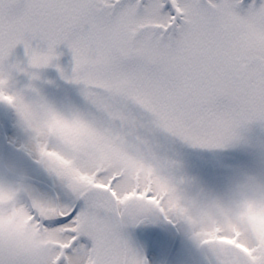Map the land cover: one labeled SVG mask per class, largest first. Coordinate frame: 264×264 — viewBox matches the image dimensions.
<instances>
[{
    "label": "snow or ice",
    "instance_id": "6c2138e0",
    "mask_svg": "<svg viewBox=\"0 0 264 264\" xmlns=\"http://www.w3.org/2000/svg\"><path fill=\"white\" fill-rule=\"evenodd\" d=\"M21 44L28 68L9 60ZM60 45L83 105L58 107L31 82L0 86L39 165L33 177L0 162V264H148L127 229L172 219L180 161L169 142L225 148L264 123V0H0V71L35 81L29 68L49 66ZM253 199L264 201V181L229 204ZM215 240L208 264H264L251 220Z\"/></svg>",
    "mask_w": 264,
    "mask_h": 264
},
{
    "label": "rangeland",
    "instance_id": "374dc122",
    "mask_svg": "<svg viewBox=\"0 0 264 264\" xmlns=\"http://www.w3.org/2000/svg\"><path fill=\"white\" fill-rule=\"evenodd\" d=\"M60 53L58 58L54 59L49 66L39 69L29 68L30 72L39 73V79L30 81L27 72H16L14 73V83L18 87L29 82L35 84L41 94L58 107L83 105L84 97L81 92L83 85L65 79L61 72L63 69L65 74H71L74 66L72 52L66 46ZM9 60L12 63L20 62L22 67L28 68V57L22 44L16 47ZM26 139V133L18 124V116L15 110L4 103H0V162L4 159L13 162L28 172L29 175L35 177L39 165L32 166L22 163L21 159L15 158L12 152V147L24 150L21 146ZM4 141L8 143L7 149H5ZM168 151L179 159L183 171L196 176L207 185L222 188L232 176L239 172L264 171V123L253 122L249 124L242 130L241 138L225 148L208 149L169 142ZM159 221L160 224H168L169 226L148 223L141 228L145 232H151L152 235L148 247L149 253L152 254L149 256L151 264L157 256L160 262L164 260L175 241L176 232L171 230L170 225L175 226L176 230L177 226L162 215ZM178 233L180 234L177 230L176 234ZM172 264H196L189 242L183 235L174 252Z\"/></svg>",
    "mask_w": 264,
    "mask_h": 264
},
{
    "label": "clouds",
    "instance_id": "9594fccd",
    "mask_svg": "<svg viewBox=\"0 0 264 264\" xmlns=\"http://www.w3.org/2000/svg\"><path fill=\"white\" fill-rule=\"evenodd\" d=\"M13 79L14 72L8 69L0 71V86L5 90L9 81ZM12 95L14 99H22L25 92L23 89H14ZM250 179L264 181V171L239 172L220 188L207 185L196 176L183 171L180 162L179 182L173 186L174 190L169 195L172 203L171 221L189 242L196 264H208L210 249L219 243L215 240L218 231L225 232L230 225H237L245 220H251L264 228V201L259 199L241 201L239 207L235 209H231L229 204L230 200L237 198L240 187L247 184ZM218 205L231 209L232 215L228 220L220 216ZM158 220L159 217L151 219L152 222Z\"/></svg>",
    "mask_w": 264,
    "mask_h": 264
},
{
    "label": "flooded vegetation",
    "instance_id": "af4514ba",
    "mask_svg": "<svg viewBox=\"0 0 264 264\" xmlns=\"http://www.w3.org/2000/svg\"><path fill=\"white\" fill-rule=\"evenodd\" d=\"M4 143H5V147H6L5 149H7V146L6 145L8 143L6 141H4ZM16 149H19V148L18 147H12L13 155H14L15 158H17L18 160H20L19 156L17 155ZM4 161H5V159H4ZM148 223L149 224H152V225H157L158 224V225H163V226H169L168 224H166V225L160 224L161 222L159 220L157 222H152L151 220H148V221L142 222V223H140L138 225L129 227L127 229V232L130 235L131 241L134 244V246L137 247L143 253V255L146 257V259L148 261V264H151V259L149 258V256H151L152 254L149 253L148 247H149V245L151 243V239L150 238H152V235H151V232H145V231L141 230L142 226L145 225V224H148ZM170 226H171L170 227L171 230L174 233L175 232L177 233L176 227L175 226H172V225H170ZM176 233H175V241H174V244L172 245V248L170 249L169 253L165 256L164 260H162L160 262L159 261V258L157 256L156 259H153V261H154L153 264H172L174 252H175V250L177 248V245L180 242V238L182 236L181 233L180 234L179 233L176 234ZM187 258H188V256H187Z\"/></svg>",
    "mask_w": 264,
    "mask_h": 264
},
{
    "label": "water",
    "instance_id": "95a60500",
    "mask_svg": "<svg viewBox=\"0 0 264 264\" xmlns=\"http://www.w3.org/2000/svg\"><path fill=\"white\" fill-rule=\"evenodd\" d=\"M65 48H66V45H60L59 48L57 49V51L60 53ZM16 151H17V155L20 157V159L23 163H26V164L32 165V166H37L36 161H34L31 157H29L26 152L21 151V150H16Z\"/></svg>",
    "mask_w": 264,
    "mask_h": 264
}]
</instances>
